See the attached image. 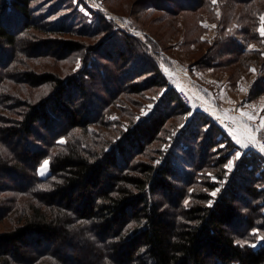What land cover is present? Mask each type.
<instances>
[{"label": "trees", "instance_id": "obj_1", "mask_svg": "<svg viewBox=\"0 0 264 264\" xmlns=\"http://www.w3.org/2000/svg\"><path fill=\"white\" fill-rule=\"evenodd\" d=\"M33 1L0 0V264H264V242L252 245L257 242L252 231L264 232V156L247 150L227 176L239 147L214 118L184 103L161 71L158 53L140 50L132 37L123 36L117 68L103 40L91 48L98 63L93 71L84 64L81 74L63 78L24 63L23 53L29 59L45 56L50 51L40 49L46 46L60 51L57 56L82 48L71 39L41 45L34 34L22 44L20 34L46 28L41 24L46 17L36 16ZM182 1H198L182 12H194L202 3ZM228 1L242 10L236 21L243 37L261 44L253 27L258 26L254 8L263 0ZM15 20L21 23L17 29ZM225 23H219L221 37L197 68L250 70L258 60L264 66V44L261 52L248 50L229 38L233 25ZM71 28L58 23L49 32ZM103 59L110 63L102 64ZM130 65L129 71L119 68ZM107 75H115L119 84L114 93L108 92ZM149 86L160 92L149 118L126 131L105 123L122 93L138 109L140 101L132 96L143 99ZM96 91L111 99L98 98ZM263 92L264 80L258 78L252 98ZM189 113V124L174 138L196 144L189 166L195 174L181 167L185 162L177 151L136 163L148 145L173 136L168 121ZM91 125L112 129V139L105 142L104 133H94ZM178 147L189 155V149ZM45 160L47 178L39 173ZM203 169H218L216 179L225 185L219 190L218 182L205 181L206 190L190 191L203 180Z\"/></svg>", "mask_w": 264, "mask_h": 264}, {"label": "rangeland", "instance_id": "obj_2", "mask_svg": "<svg viewBox=\"0 0 264 264\" xmlns=\"http://www.w3.org/2000/svg\"><path fill=\"white\" fill-rule=\"evenodd\" d=\"M200 2L199 8L196 9V11L182 12V8L186 7L189 9V6L196 5L198 1L193 2L192 5L189 2L188 5L187 2H183L182 0H34L32 3L34 12L38 17L41 15L46 17V21L41 24L47 29L44 28L40 30L30 28L24 34H20L18 39L22 41L21 43L23 44L26 41L29 42V35L34 34L38 35L37 39L39 41H42L40 42L41 45L45 43V40L49 39H71L79 42L82 48L76 52L71 51L68 54L64 53L63 56H57L60 54V51L50 50V47L47 48L46 46L45 48L40 49L50 51V53L46 52L45 56H39L34 59H29L24 53L21 56H23L24 63L35 67L39 72H53L59 74L63 78H67L73 74H81L80 72L84 70V64H86L85 68H90V70L93 71L94 65L98 63H95L97 61V55L91 50V48L99 44L102 40V42L106 44V49L112 53V63L113 66L117 68L120 64V61L118 60L117 49L125 48L122 46V43L123 36L126 35L139 41L137 43L140 50L142 48V50H147L151 53H158L161 71L163 74H166L170 81L175 79L173 76L174 70L176 68H171L170 66L166 65V63L168 60H170L169 56L173 55L178 61L187 65L185 70H182V68L178 70L181 66L178 67V76H180V74H185L186 70H190L195 76L198 84L201 83L204 85V74L207 73L211 75V77L208 76V78L212 80L213 77V80H215V85H211V82H207L210 84V86L215 87L218 84L225 85L229 90L232 91V95L241 98L240 101L242 107H240V110L246 111L248 115L253 116L254 121L257 119L261 120L264 116V92L258 98H252L255 84L251 90L250 87L251 84L253 82L255 83L258 78L264 80V66L262 64V60H258L257 64L252 65L251 69L253 68L255 71H250L251 69L246 70L241 66H238L237 69L234 67L231 69L211 68L201 69V71L197 67L196 69L195 66H197L199 58L207 53L210 45L213 43H218L221 37V34L219 33V23L221 21L226 22L225 24H230V26L233 25L232 29L227 32V34L232 36L229 38L232 40L238 39L239 42L245 45L250 51L261 52L262 45L264 44V41H262L264 40V36H261L259 30L262 24L261 17L264 16V0L259 1L256 8H254V18L258 26L253 27V30L255 31V35L258 34L259 39L262 42L261 44H259L260 42L257 43L254 40H246L241 34L242 24L236 21L240 16L239 14L242 12L240 7L232 6L228 0H216L215 3H213V0H202L201 4ZM185 3L187 5H184ZM164 8L174 9L173 11L177 13L176 16L170 14ZM15 21L17 23L14 25V27L17 29L21 23L19 24L18 20ZM58 23L66 24L68 27L71 26L72 28L70 33L49 32V28L56 26ZM228 27L229 26L226 27V31ZM200 41L208 42L207 44H204ZM111 42H115L114 48L110 46ZM127 55L131 56L128 52ZM255 60L256 59L253 58V61ZM101 62L105 65L110 63L104 59ZM109 66L112 68V64ZM119 68L129 71L132 68V65L126 68H123L122 66ZM169 69H173L172 72ZM236 73L239 74L237 75ZM114 76L115 75L106 76L109 89L108 92L114 93L119 89V84H117V81L114 80ZM143 79L144 78L142 77L138 80L141 82ZM235 79H237L236 82ZM193 82L197 87L188 85V87H184L188 88V92H186L184 89L179 90V94L181 91L186 92L191 100V104H187V102L183 100L181 96L180 97L187 106L194 108L193 110L204 108V95H206L204 92V87H200L201 85L199 86L195 81ZM239 82L244 85V88L241 90L238 88ZM33 91L40 94L41 89H36ZM96 92L95 93L98 95V98H107L108 100L111 99L102 91ZM159 93V89H153V87L149 86V89L143 99H141V96L133 95L132 100L140 101L138 104L140 107L138 109L133 107V105H130L128 101L127 103L125 100V98L128 97L127 93H122L121 96L123 97L118 98L115 105L110 108L113 110V114L106 116L107 120H104L105 123L107 122L108 124H111L110 126L113 124L116 128H119V130L126 131L130 127L143 122L154 113L156 105L160 99ZM206 97H208V95H206ZM94 101L96 102L95 99ZM101 105V101H99L97 106ZM99 110L100 109L97 107L95 111V119L98 118L97 113H99ZM191 118L192 113H189L185 116L182 115L180 120H172L170 122L171 126L168 121L167 125L169 126L170 133H172L173 136H162L159 140L148 145L146 147L148 148L147 153L143 155H137L136 163L139 162L140 159L152 160L158 156V154L160 155L164 152L166 155V153L170 150L177 151V153L183 158L185 162L184 165H181V167L185 168L186 171L195 174L194 167L189 166L193 165L191 155H197V151L193 152L191 150V148L195 147L196 144L182 142L185 141L183 137L180 138V141L178 142L174 138L175 134L176 136L178 135V130L181 126L184 125L187 127ZM90 129L94 133L103 132V139L105 142L112 139V129L98 127L95 125H91ZM77 131L80 133L82 130L79 129ZM164 132H168L167 129H165ZM262 136L261 139L264 140V137ZM61 141H63L62 143H65L66 138H62L60 142ZM178 146H184V148L189 149L186 150L189 151V155L177 150V148H179ZM258 153L264 156V152ZM237 154L239 153L237 152L236 155L230 160L232 161V167L229 168L226 166L228 170L227 176L234 172L239 158L244 153L241 156L239 154L240 157L235 158ZM47 161V166L43 168V175H41V169L44 163L39 168L40 176L43 178H47L50 175V164L49 160ZM162 161L163 158L159 157L156 163L159 165V163ZM186 163H189L190 165L187 166ZM217 170H201L199 174L204 176L203 180L199 181V184L196 185V189L192 188L190 191L206 190V188H204L205 181L218 182L220 190L225 185V182H221L216 179ZM217 193L218 191H214L212 194L216 196ZM190 200L191 199L189 198L188 201ZM258 223L260 222L258 221ZM252 233L257 235L256 238H252V240H257V242L253 243L252 245L254 247H259L264 242V239H261V237H264V232H260L256 228L254 231H252ZM239 242L244 243V240L240 239Z\"/></svg>", "mask_w": 264, "mask_h": 264}, {"label": "crops", "instance_id": "obj_3", "mask_svg": "<svg viewBox=\"0 0 264 264\" xmlns=\"http://www.w3.org/2000/svg\"><path fill=\"white\" fill-rule=\"evenodd\" d=\"M169 58L170 60H168L166 65L170 66L171 68L172 67L176 68L174 70V76L172 75L175 79H173L172 81H170L169 78L166 76V74H164L168 78L171 88L177 90L184 89L186 90V92H188L189 91L188 88H184V87H188V85L197 87L193 81H195L197 84L198 82L190 70H186L185 74L183 75L180 74V76H178L179 75V71H177L178 67L181 66L178 70H180L181 68L182 70H185L187 65L178 61L173 55H170ZM196 67L197 66H195V68ZM169 70L172 72L173 69H169ZM250 71H255V70H253L252 68ZM208 76L211 77V75L207 73L204 74V85L201 83L198 84L199 86L201 85L200 87H204V92L206 93V95H208V97L204 95V108L196 109L194 111L195 112L204 111L207 114H209L212 118H214L225 129V131L230 135V137L239 147L240 151H238V153L240 154V156L243 153H245L248 149L253 148L257 151V146L260 142L261 136L263 135L262 137H264V124H262V121H264V116L261 120L257 119L256 121H254L253 116H252L253 119H249L248 115L242 116L241 115L242 112L243 113H247V112L240 110V107H242L240 101L241 98L232 95V91L229 90L225 85L218 84L215 87L210 86V84L208 83L211 82L212 85L214 84L215 80H213V77L212 80H210ZM254 84H255L254 82L251 84L250 90L252 89ZM238 88L239 90H241L242 88H244V85L241 84V82H239ZM238 140L239 143L237 142ZM242 145H247V146H242ZM262 152H264V150Z\"/></svg>", "mask_w": 264, "mask_h": 264}, {"label": "snow or ice", "instance_id": "obj_4", "mask_svg": "<svg viewBox=\"0 0 264 264\" xmlns=\"http://www.w3.org/2000/svg\"><path fill=\"white\" fill-rule=\"evenodd\" d=\"M215 2H216V0H213V3H215ZM261 21H262V24H261V28L259 31H260L261 36H264V16L261 17ZM241 115L243 116V115H248V114L242 112ZM248 118L253 119V117L251 115H248ZM262 124H264V121H262ZM253 139H254V137H253ZM61 142H63V141H61ZM237 142L239 143V140ZM242 146H247V145H242ZM261 150H264V145L261 146ZM238 156H239V154H237V156L235 158H238ZM47 164H48V161L45 160L44 164L42 166V169H41V175H43V168L45 166H47ZM227 167H229V168L232 167V161H229V164L227 165ZM185 203H187V201ZM261 239H264V237H261Z\"/></svg>", "mask_w": 264, "mask_h": 264}, {"label": "built area", "instance_id": "obj_5", "mask_svg": "<svg viewBox=\"0 0 264 264\" xmlns=\"http://www.w3.org/2000/svg\"><path fill=\"white\" fill-rule=\"evenodd\" d=\"M180 96L183 98V100H185L187 102V104H191V100L188 97V95L186 94L185 91H181L180 92ZM264 145V140L261 139L258 146H257V151L262 152L263 150H261V146Z\"/></svg>", "mask_w": 264, "mask_h": 264}]
</instances>
